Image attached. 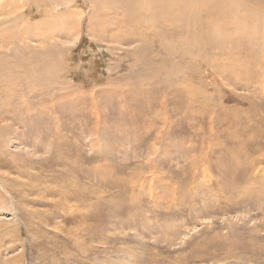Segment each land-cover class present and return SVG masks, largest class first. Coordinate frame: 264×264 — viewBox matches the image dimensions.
I'll use <instances>...</instances> for the list:
<instances>
[{"label":"rangeland","instance_id":"obj_1","mask_svg":"<svg viewBox=\"0 0 264 264\" xmlns=\"http://www.w3.org/2000/svg\"><path fill=\"white\" fill-rule=\"evenodd\" d=\"M0 1V264H264V13Z\"/></svg>","mask_w":264,"mask_h":264},{"label":"bare ground","instance_id":"obj_2","mask_svg":"<svg viewBox=\"0 0 264 264\" xmlns=\"http://www.w3.org/2000/svg\"><path fill=\"white\" fill-rule=\"evenodd\" d=\"M75 1V0H74ZM94 1V0H93ZM143 1V0H142ZM195 1H197V3H198V0H195ZM146 2H147V4L144 2V4H146V7L145 8H147L148 10H149V12H150V18H151V20L153 19V20H156L157 19V17H159V16H164V18H168V16H166V15H168V14H174V17H176L177 19H179V17L177 16V14H175V13H179V12H181V11H186V6H187V4H186V0H146ZM243 2H244V4L248 7V13H246L245 14V16L246 15H248V16H251V14H250V10H252L253 8L255 9V11H257V12H259L260 14H263L264 13V0H243ZM3 2L2 1H0V5L2 4ZM200 3V2H199ZM195 6V5H194ZM232 7H233V5H231ZM1 7V6H0ZM222 8H224V7H222ZM141 9V8H140ZM259 13H258V15H259ZM264 15V14H263ZM78 16H79V13H77V19H78ZM166 16V17H165ZM244 16V17H245ZM254 17H256V15H253ZM163 18V19H164ZM138 19V18H137ZM248 19V18H247ZM253 19V18H252ZM252 19H251V21H252ZM150 20V19H149ZM184 19H179L177 22L179 23V21H183ZM191 20L192 19H190V22H191ZM254 20V19H253ZM256 20H258V21H261L262 22V25L264 26V19L262 20H260L259 19V17H258V19L256 18ZM189 22V20L188 21H184V23L186 24V23H188ZM189 22V24H191ZM194 22V21H193ZM246 22V21H245ZM2 23V22H1ZM67 23V22H66ZM165 23V22H164ZM256 23H258V22H256ZM153 24V23H152ZM157 24V27L158 26H161L162 24H163V22H160V23H156ZM166 25L168 24V23H165ZM67 25H68V23H67ZM66 25V26H67ZM240 25H242V24H240ZM65 26V27H66ZM188 27H191L190 25H187ZM245 26V25H244ZM253 26V25H252ZM251 26V27H252ZM63 27V26H62ZM254 28H256V29H258V26H254ZM245 29V28H244ZM264 30V29H263ZM259 31V30H258ZM260 33L262 34V39L261 40H263L264 41V32L261 30L260 31ZM6 73H7V71H6ZM1 77H10V74H6V75H4V76H1ZM10 79V78H9ZM17 85V87H18V84H16ZM20 87H21V85H20ZM19 87V88H20ZM1 198H2V196H1Z\"/></svg>","mask_w":264,"mask_h":264}]
</instances>
